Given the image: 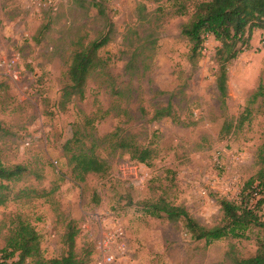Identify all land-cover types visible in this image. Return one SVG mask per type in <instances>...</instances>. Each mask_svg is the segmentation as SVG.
Instances as JSON below:
<instances>
[{"label":"rangeland","instance_id":"1","mask_svg":"<svg viewBox=\"0 0 264 264\" xmlns=\"http://www.w3.org/2000/svg\"><path fill=\"white\" fill-rule=\"evenodd\" d=\"M204 1L0 0V159L27 169L18 181H0V264L13 263L3 250L18 217L36 228L46 259L67 254L71 222L90 264H235L256 255L264 229L198 241L183 222L152 217L143 205L164 197L212 228L227 199L264 220L262 197L249 198L246 188L264 141V100L255 97L264 87V34L228 66L223 107L220 43L206 36L191 64L182 35ZM107 35L106 67L90 77L84 98L61 110L75 52ZM168 107L170 117L155 118ZM115 132L153 150L150 162L115 149L106 139ZM79 152L95 153L108 172L79 180L70 161Z\"/></svg>","mask_w":264,"mask_h":264},{"label":"trees","instance_id":"2","mask_svg":"<svg viewBox=\"0 0 264 264\" xmlns=\"http://www.w3.org/2000/svg\"><path fill=\"white\" fill-rule=\"evenodd\" d=\"M95 4L102 1L93 0ZM102 12V11H101ZM264 30V0H210L199 2L192 21L182 27V35L190 44L189 61L196 64L202 56L206 36L213 35L220 47L216 51L217 75L216 83L220 94L221 105L227 107L228 97V66L238 58L243 46L249 47L254 31ZM110 42V36H103L88 44H83L72 58L68 70V83L61 91L60 108L65 111L75 97L84 98L90 77L106 67V61L100 56V50ZM264 100V87H260L255 95ZM171 108L156 111L155 118L170 117ZM2 123L0 122V131ZM115 141V149L125 150L132 160L147 164L152 159L154 151L143 149L129 143L120 137L118 132L106 137ZM260 170L247 183L249 198L262 197L259 203H264V141L257 153ZM71 164L77 178L84 181L90 174L103 175L108 172V163L95 153L79 152L71 156ZM27 169L23 165L7 167L0 159V181L14 182L25 176ZM4 187V185H1ZM7 188V187H5ZM259 200V199H258ZM6 198H0V205L5 204ZM223 213L222 222L212 228L198 223L182 206H177L164 197L157 201L143 203L145 212L155 218H165L177 223L183 222L186 229L198 241H219L228 236L241 237L252 226L264 229V220L256 209L243 202L237 203L227 199L219 201ZM78 233L69 223L63 236V244L68 252L61 258L46 259L42 252L41 236L29 222L18 217L13 223L10 234L3 250L6 260L12 264H90L91 252L85 254L76 249ZM235 264H264V240L260 243L255 256L237 260Z\"/></svg>","mask_w":264,"mask_h":264},{"label":"crops","instance_id":"3","mask_svg":"<svg viewBox=\"0 0 264 264\" xmlns=\"http://www.w3.org/2000/svg\"><path fill=\"white\" fill-rule=\"evenodd\" d=\"M258 33H259V34H264V30H261V29H257V30H255L253 36H254V35H255V37L258 36V35H257Z\"/></svg>","mask_w":264,"mask_h":264},{"label":"built area","instance_id":"4","mask_svg":"<svg viewBox=\"0 0 264 264\" xmlns=\"http://www.w3.org/2000/svg\"><path fill=\"white\" fill-rule=\"evenodd\" d=\"M110 261L112 260V258L109 259Z\"/></svg>","mask_w":264,"mask_h":264}]
</instances>
